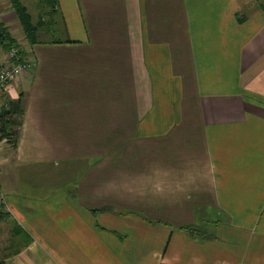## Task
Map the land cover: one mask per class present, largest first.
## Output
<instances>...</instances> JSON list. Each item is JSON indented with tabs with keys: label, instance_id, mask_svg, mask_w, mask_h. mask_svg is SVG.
Returning <instances> with one entry per match:
<instances>
[{
	"label": "crops",
	"instance_id": "obj_1",
	"mask_svg": "<svg viewBox=\"0 0 264 264\" xmlns=\"http://www.w3.org/2000/svg\"><path fill=\"white\" fill-rule=\"evenodd\" d=\"M41 2L0 264H264V0Z\"/></svg>",
	"mask_w": 264,
	"mask_h": 264
},
{
	"label": "trees",
	"instance_id": "obj_2",
	"mask_svg": "<svg viewBox=\"0 0 264 264\" xmlns=\"http://www.w3.org/2000/svg\"><path fill=\"white\" fill-rule=\"evenodd\" d=\"M19 19L26 41L33 44L37 39V26L32 21L27 8L18 0H10ZM18 44L17 40L7 31V27L0 21V49L7 51L11 45ZM24 52L21 51V54ZM23 115L22 98L11 100L7 109L0 113V135L6 136L7 142L15 147L18 140V127ZM1 139V138H0ZM3 203L0 202V219L3 217ZM30 238L26 236V243Z\"/></svg>",
	"mask_w": 264,
	"mask_h": 264
},
{
	"label": "built area",
	"instance_id": "obj_3",
	"mask_svg": "<svg viewBox=\"0 0 264 264\" xmlns=\"http://www.w3.org/2000/svg\"><path fill=\"white\" fill-rule=\"evenodd\" d=\"M21 51L20 46L15 44L11 45L4 54V61L0 64V91L6 89L28 67L29 64Z\"/></svg>",
	"mask_w": 264,
	"mask_h": 264
},
{
	"label": "rangeland",
	"instance_id": "obj_4",
	"mask_svg": "<svg viewBox=\"0 0 264 264\" xmlns=\"http://www.w3.org/2000/svg\"><path fill=\"white\" fill-rule=\"evenodd\" d=\"M21 4H26V5H28V8H30V11L33 13V12H35L37 9H34V8H36V6L38 5V4H42V2H41V0H18ZM9 4V3H8ZM25 6V5H24ZM26 7V6H25ZM27 8V7H26ZM28 10V9H27ZM18 22V21H17ZM12 29V28H11ZM7 31L10 33V31L7 29ZM21 32V31H20ZM19 32V33H20ZM19 33L16 31V30H14V28H13V36H15V39L17 40V43H18V45L20 46V48L21 49H24L23 47V43H22V38H19L20 36H19ZM22 34V33H21ZM5 54L6 53V51H4L3 52V50L2 49H0V54ZM3 61H4V58H3ZM3 61H2V63H3ZM1 63V64H2ZM10 147L12 148L13 146H11L10 145ZM5 227H11L10 225H3V228L5 229ZM27 237H30L31 235L30 234H28V232H27ZM11 237V234L9 235V238ZM1 246V245H0ZM10 253V252H9ZM6 254V251H2L1 250V247H0V257L2 256V255H5Z\"/></svg>",
	"mask_w": 264,
	"mask_h": 264
}]
</instances>
